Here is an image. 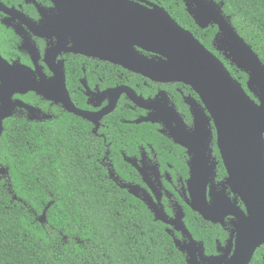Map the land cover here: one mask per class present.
Here are the masks:
<instances>
[{"label":"flooded vegetation","instance_id":"obj_1","mask_svg":"<svg viewBox=\"0 0 264 264\" xmlns=\"http://www.w3.org/2000/svg\"><path fill=\"white\" fill-rule=\"evenodd\" d=\"M124 1L166 12L181 28L191 33L207 51L215 56L229 74L241 84L247 95L256 103L258 102L254 93L246 87L248 74L239 70L227 56L228 51L222 42L219 25L211 20L202 28L193 16L194 11H204L205 4L213 2L216 5L214 9H219L222 18L243 39L233 25L234 14L230 11L226 12L228 9L225 0ZM74 20H77V14H60L51 0H0V58L8 66L28 69L29 81L46 84V92L51 95L50 97L58 99H47L34 91L14 92L10 97L13 103H23L34 111L31 114L24 107H13L11 115L3 120V127L5 121L10 118H23L29 123L43 125L59 123L61 119L70 118V116L77 118L75 130L80 132L84 130L89 133L92 145L96 149V162L106 166L112 181L115 182L116 178L118 185L138 186L156 205L162 207L169 217H173L180 209L185 228L195 242L203 244L206 262L211 257L224 255L223 249L226 250L230 246V241L235 236L236 226L233 218L226 216L222 224H212L204 221L191 210L186 181L189 178L188 163L193 154L188 148L175 144L170 138V132H178L182 127L181 123L188 135L193 133L192 110L195 105L208 116L198 95L182 83L154 81L108 60L107 54L102 52L104 40L101 31L97 29H95L98 33L97 38L91 40L95 48L92 55L77 53V42L87 41L88 38L77 36V21ZM90 26L98 28L102 25L91 24ZM207 38H210L209 41L206 40ZM199 39H202L205 44ZM244 42L247 44L245 40ZM107 44L108 39H106V48H108ZM135 50L148 59L155 61L160 59L138 48ZM230 66L234 67L237 73L246 75L244 86L239 80L240 77L235 78L231 74L228 69ZM2 76V68H0V79ZM10 77L12 75L7 74V78ZM1 84L0 81V86ZM120 90L117 96V91ZM5 96L6 92L1 90L0 99ZM130 96L134 97L140 105ZM59 99L64 101L68 99L77 111L88 115L90 119L68 112ZM32 115L34 119L30 118ZM143 119L152 121L136 123ZM122 126L126 128L123 129ZM127 127L147 129L149 131L147 133L157 137L158 141L146 142L141 139L139 142L135 141L133 145L129 141L131 129ZM208 128L210 142L207 155L210 163L216 164V169L214 177L208 184L207 202L210 201L208 194L210 188L220 192L226 185V172L217 148L216 131L212 121L209 122ZM121 129L127 141L121 147L112 149V141H109L110 134L113 130ZM118 162L124 165L127 179H121L119 175H116L113 165ZM220 167L225 173L223 177H218ZM111 172L114 174L113 177H110ZM225 195L230 202L244 210L239 198L233 195L229 188L226 189ZM138 196L140 198H135L141 201L143 193L139 192ZM187 210L198 215L203 222L220 230L218 237L213 239L209 251L205 243L196 239L189 230L185 222ZM166 227L167 230L172 231L175 238L180 241L185 240L181 233L173 231L169 226ZM233 250L234 247L231 245L227 254L228 258ZM182 254L187 260L186 254ZM248 264H264V244L254 251Z\"/></svg>","mask_w":264,"mask_h":264},{"label":"water","instance_id":"obj_2","mask_svg":"<svg viewBox=\"0 0 264 264\" xmlns=\"http://www.w3.org/2000/svg\"><path fill=\"white\" fill-rule=\"evenodd\" d=\"M51 1L60 14H77V20H74L77 21V36L88 38L87 41L77 42V53L92 55L95 48L91 40L97 38V29L101 31L104 40L102 52L107 54L108 60L154 81L182 83L198 95L208 116L195 105L192 110L193 133L188 135L180 122L182 127L178 132H170V138L193 154L188 163L189 178L186 181L191 210L212 224H222L226 216L233 218L236 231L234 239L230 241V246L234 247L232 255L228 258V246L226 250L223 249L224 255L211 257L206 262L203 244L195 242L185 228L180 209L173 217H169L138 186L119 184V187L137 198H140L138 193L142 192L141 201L154 220L183 235L185 240L180 241L170 229L167 230L178 251L186 254L187 264H248L254 251L264 244V65L258 55L222 18L219 9H214L216 5L213 2L206 3L204 11H194L193 16L202 28L211 20L219 25L227 56L239 70L248 74L246 87L256 96V103L223 64L166 12L124 0ZM91 24L103 27L94 28ZM136 48L160 59H148L139 54ZM0 68L3 73L0 91L6 92L5 98L0 99L1 137L3 120L11 115L13 107H24L31 114L34 111L23 103H13L11 94L34 91L47 99H58L50 97L46 92V84L29 81L28 69L8 66L1 58ZM7 74L12 77L7 78ZM120 92L117 91V96ZM130 97L140 105L134 97ZM59 101L68 112L90 119L88 115L77 111L68 99ZM30 118L34 119V116ZM142 121L152 120L143 119L136 123ZM210 121L216 131V144L226 172V185L220 192L210 188V201L207 202L208 184L216 169V164L210 163L207 155ZM5 173L6 170L0 166V175ZM113 175L111 172L110 177ZM227 188L239 198L244 210L229 201L225 195Z\"/></svg>","mask_w":264,"mask_h":264},{"label":"trees","instance_id":"obj_3","mask_svg":"<svg viewBox=\"0 0 264 264\" xmlns=\"http://www.w3.org/2000/svg\"><path fill=\"white\" fill-rule=\"evenodd\" d=\"M225 1L226 12L234 14L233 25L264 65V0ZM228 69L244 86L246 75ZM76 126L72 116L45 125L23 118L5 121L0 137V166L6 170L0 175V264H186L167 227L109 178L106 166L96 162L89 133L76 131ZM147 132L131 129L129 141H158ZM110 136L112 149L127 141L122 129ZM113 168L127 179L122 163ZM224 174L220 167L218 177ZM185 222L209 251L218 227L189 210Z\"/></svg>","mask_w":264,"mask_h":264}]
</instances>
